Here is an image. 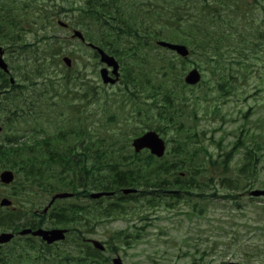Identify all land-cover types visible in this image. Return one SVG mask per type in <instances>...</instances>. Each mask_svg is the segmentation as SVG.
I'll return each mask as SVG.
<instances>
[{
    "label": "rangeland",
    "instance_id": "rangeland-1",
    "mask_svg": "<svg viewBox=\"0 0 264 264\" xmlns=\"http://www.w3.org/2000/svg\"><path fill=\"white\" fill-rule=\"evenodd\" d=\"M133 1H136L137 17L148 16V7L155 9V0ZM237 1L241 9L233 13L236 17L226 26L232 40L225 43L221 69L215 70L213 65L217 64L190 45L191 56L183 59L151 42L141 47L138 61L129 56L118 58L121 78L116 85L103 84L99 57L73 38L71 30L58 24L60 21L71 23L73 28L91 33L94 28L87 27L86 21L80 23L79 10H68L71 6L79 8L85 0L17 1L24 9L19 8L21 23L19 33H14L21 37L12 48L2 41L0 46L5 49L4 58L16 85L28 93L24 97L36 87L43 90L44 85L51 86L49 94L38 96L41 110L46 112L41 118L44 127L61 125L74 129L68 121L72 112H78L75 107L80 106V112L88 115L83 124L86 139L109 130L110 135L120 137V148H130L136 136L155 130L167 143L164 161L181 159L183 163L178 172L196 174L201 184L192 188L190 195L174 198L164 194L154 205L146 197L90 200L86 193L58 201L54 211L79 203L90 216L75 224L58 226L69 227L71 232L66 241L50 248L57 264H83L64 257L67 253L84 257L87 248L93 249L88 240H97L107 247V251L97 255L99 261L94 264H113L117 256L124 264H264V197L250 195L253 190L264 189V0ZM160 24L159 28H163ZM254 30L263 35L251 36ZM167 32L169 35L163 40L181 43L177 37L180 32ZM242 36L251 39L248 49L242 44ZM129 42L124 43L130 47ZM65 56L72 59L71 67L63 62ZM155 57L157 61L170 62L172 69L169 65L171 71L167 77L164 78L158 64H149ZM194 68L202 73V81L189 86L184 78ZM233 75L235 78H228ZM221 77L227 78L222 89L218 86ZM24 78L28 79L27 83L23 82ZM3 90L2 101L10 96V88ZM165 98H171L173 105H167ZM8 110V105L1 107L0 126L5 125V130L0 133V144L14 135L13 132L20 134L19 130L28 128L20 119L10 116ZM159 110L175 117L174 123L160 119ZM111 113L115 117L106 122ZM47 118H53L48 119L49 124ZM16 124L22 127L16 128ZM38 131L43 135L41 129ZM178 145L186 147V154L181 157L174 152ZM249 148H260L256 179L245 183L244 188L242 183L236 191L224 187L221 180L226 175L222 162L233 152L229 173L236 175ZM146 153L141 157L145 158ZM6 169H11L7 163L0 164V173ZM12 170L19 173L18 168ZM177 176L174 171L169 179L175 181ZM19 177L10 186L0 183V200L10 198L24 215L14 220L15 228L6 230L9 232H18L27 221L38 222L39 211L50 198L44 193L41 196L45 199L27 197ZM113 203L121 205V209L112 215L97 214L98 207L103 211ZM7 212L0 207V217L7 216L1 222L10 225ZM50 213L45 216L44 226L56 227L50 223ZM24 239L10 244L9 250H16ZM35 242L41 252L44 246Z\"/></svg>",
    "mask_w": 264,
    "mask_h": 264
},
{
    "label": "trees",
    "instance_id": "trees-1",
    "mask_svg": "<svg viewBox=\"0 0 264 264\" xmlns=\"http://www.w3.org/2000/svg\"><path fill=\"white\" fill-rule=\"evenodd\" d=\"M17 1L0 0V41L8 48H12L21 37L14 33H19L18 28L21 23V17L18 15L19 8L24 9L17 5ZM154 5L155 9L148 7V16L145 14L143 18L135 15L136 1L133 0H85L83 4L80 3L79 8L71 6L68 10H79L80 23L86 21L87 27L94 28L91 33L86 31L84 33L87 43L99 45L117 58L129 56L131 60L138 61L142 46L166 39L169 35L167 31H174L180 32L177 34L179 42L192 46L194 51L200 52L214 64L216 63L217 65H213L215 70L222 68V61L225 60L222 58L225 43L232 40V34L226 26L236 17L233 13L241 9L237 0H155ZM158 22L163 28H159ZM69 25L71 26V23ZM257 33L258 31L254 30L251 36L263 35ZM242 39V44L247 48L251 39L245 36H242ZM125 41H130L131 46H126ZM87 43L81 42L89 47ZM157 59L156 57L150 59L149 64H158L165 78L172 66L165 59L161 61ZM168 66L171 69H168ZM6 76L0 71V91L10 88L8 93L10 96L5 97L3 101L0 100V111L2 106L8 105L10 116L13 115L16 119H20L22 124H27L26 127L31 128L29 134L32 135L25 137L15 131L12 138L0 144V164L7 163L10 168H18L20 179L22 178L25 186L30 187L32 192L41 190L44 194L52 195L61 191H70L76 196H81L96 190L115 192L117 195L122 188L136 187L139 189L138 194L118 198L139 200L146 197L147 202L154 205L161 196H165L164 194H171L174 198L181 197L182 194L190 195L192 188L201 186L197 179L199 176L196 174L178 172L183 163L181 159L167 163L164 159H157L149 153L142 158V153H134L131 147L120 148V137L110 135L109 130L101 131L95 137L86 139L83 124L88 115L80 112V106L75 107L78 112H72L68 121V125L74 126V129L61 125H54L51 129L44 127L41 118L46 112L41 110L38 96H42L45 92L49 94L51 86L44 85L43 90L36 87L29 92L28 97H24V94L28 93L19 90L22 86L11 85ZM229 77L235 78L234 75ZM23 82L27 83L28 79L24 78ZM226 82L227 78L221 77L218 82L219 88H224ZM165 102L167 105L174 103L171 98H165ZM158 116L160 119L169 121L170 124L175 121V117L167 115L164 110H159ZM113 117L115 115L111 113L106 122ZM48 119L53 118H47V124H49ZM6 120L10 121L8 118ZM150 120L148 118V122ZM2 127L5 128V125ZM17 127L22 126L16 124ZM38 129H41L42 136L39 135ZM177 130L180 132L181 129ZM24 137L25 139L21 141ZM238 148L240 150V146ZM259 149L249 148L245 151L237 176L229 173L230 163L234 159V153L230 152L229 158L221 164L223 174L226 175L222 177L221 184L236 191L242 183H253L257 177ZM174 152L181 157L186 154V147L178 145L174 148ZM174 171L178 176L175 181H172L169 176H174ZM247 184L243 185V188ZM25 195H28L27 192ZM109 207L111 209L106 208L103 211L101 207H98L97 214L112 215L121 209V205L116 203ZM20 212L16 209L8 213L12 222L10 225L1 222L7 218L6 215L3 218L1 216L0 226L14 229V220L24 217ZM87 213L90 212H87L83 204L73 203L68 207H60L57 212H51L50 223L54 226L75 224L84 217H86L85 220L89 219L90 215ZM36 225L38 223L35 222L30 226ZM34 243L33 238H29L26 242L27 247L19 244L16 250L8 251V254H4L0 249V264H57L50 246L41 243L44 249L39 252V248L38 250L34 248ZM99 254L101 253L87 248L85 260L83 256H73L70 253L66 254L64 260L72 257L73 260L84 262L83 264H87V261L88 264H94L99 261L97 257Z\"/></svg>",
    "mask_w": 264,
    "mask_h": 264
},
{
    "label": "water",
    "instance_id": "water-1",
    "mask_svg": "<svg viewBox=\"0 0 264 264\" xmlns=\"http://www.w3.org/2000/svg\"><path fill=\"white\" fill-rule=\"evenodd\" d=\"M62 26H66L63 23H60ZM74 36L78 37L80 39H84L83 34L80 31H75ZM157 44L161 47L168 48L170 50L176 51L178 54H180L183 57H187L189 55V50L186 46L184 45H179V44H172L168 43L165 41H159ZM94 48L97 49L98 53L100 54V60L102 63L107 65V67L103 68L101 70V77L103 79V82L105 84H115L119 77V62L116 60L114 56L109 55L106 51L103 49L94 46ZM3 54L4 51L2 47H0V68L3 69L5 72H9L8 65L3 59ZM64 62L70 67L72 64V61L70 58L65 57ZM108 67H112V74L115 77H112L109 75V70ZM201 80V75L197 69H193L188 73V75L185 78L186 83L190 85H195ZM11 82L14 83V79H11ZM132 146L135 149L136 152H141L144 149L150 150V152L161 158L164 156L165 151H166V144L165 141L160 137V135L155 132V131H148L147 133L143 134L140 137H137L133 140ZM14 180V173L10 170H6L0 174V181L4 184H10ZM125 194L135 192L133 189H127L123 191ZM106 195H111L109 193H104V192H98V193H93L91 195L92 198L98 199L100 197L106 196ZM252 196L255 197H260L264 196V190H255L251 193ZM71 193H59L56 194L53 198L52 201L50 202L49 206L45 208V212L48 211V208L55 202L57 199H64V198H69L71 197ZM1 206H10L11 201L8 199H3L0 203ZM68 230L66 229H37L33 231L32 229H25L23 230L20 234L21 235H26V234H32L33 236H38L41 237L44 241H46L48 244L55 243L57 241H62L65 240L66 234ZM14 237V234L12 233H2L0 235V244L7 243L12 240ZM92 244L94 245L95 248L98 250H104L103 244H101L99 241L96 240H91ZM113 264H123L122 260L120 257H116L113 260Z\"/></svg>",
    "mask_w": 264,
    "mask_h": 264
}]
</instances>
